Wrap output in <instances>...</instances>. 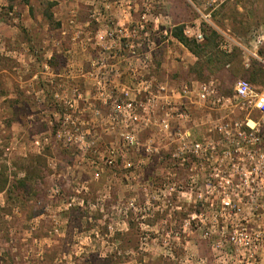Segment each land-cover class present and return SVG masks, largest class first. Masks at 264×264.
Wrapping results in <instances>:
<instances>
[{
	"label": "rangeland",
	"instance_id": "1",
	"mask_svg": "<svg viewBox=\"0 0 264 264\" xmlns=\"http://www.w3.org/2000/svg\"><path fill=\"white\" fill-rule=\"evenodd\" d=\"M63 1L0 0V264H203V260L205 264H236L232 258L234 248L227 241L236 231L231 224L249 220L247 199L240 203L230 197L232 205L242 208L235 214L232 210L221 211L219 197H199L207 185L214 190L218 184L203 180V176L213 174L212 166H204L194 181L188 171L172 169L171 139L156 129L141 132V145L129 152L127 158L136 165L135 170L125 171L119 161L99 181L92 180V171L85 162L75 161L74 148L63 147L53 137L41 154L34 150L33 139L48 130L41 114L56 108L50 80L57 78L61 87L57 93L73 97L72 89L59 82L61 77L51 65L52 58H43L44 47L56 51L66 44L72 45L67 41L68 31L75 33L69 27L72 23L65 25L67 29L61 27L58 18L52 19ZM73 1L76 3L71 9V20L89 13L88 21L92 24V15L104 3L112 10V3L117 0H110L111 4L109 0H100L95 11L92 8L97 5H91L93 0ZM128 1L133 3L128 7L132 8L134 21L141 19L146 9L151 10L149 27L159 33L155 46L171 43L164 36L165 31L172 33L180 27L184 35L188 32L187 38L194 40L199 29L204 35V42L199 44L204 49L201 58L197 57L195 72L199 74L207 68L211 75L205 80L217 81L225 96L233 95L240 79L250 82V75L254 80V85L250 82L252 87L264 90V0ZM95 17L97 23L96 19L104 15ZM58 30L61 31L57 33ZM25 48L36 66L42 63L35 81H43L48 89L33 92L19 85L17 92L10 86L14 51ZM20 59L24 61V54ZM228 65L229 69L214 75ZM45 66L49 68L45 70ZM30 71L26 74L21 70L16 76L23 81L35 72ZM63 74L75 75L68 69ZM24 90L31 99H26ZM80 90L84 101L86 92ZM36 92L46 99L41 104L35 99ZM88 114L83 112L82 117L94 118ZM205 114L203 122L198 119L192 127L199 141L219 144L215 159L223 157V149L231 148V140L215 129L217 125H228L232 135L236 121L245 124L248 119L260 120L255 111L231 114L207 110ZM32 116L34 120L30 119ZM224 118L227 119L222 122ZM96 136L102 150L119 143L117 133L111 137L99 133ZM149 141L161 149L158 154L147 155L145 145ZM204 207L208 209L203 219L207 224L217 223L214 228L200 227ZM219 241H223L221 252L215 251ZM215 253L229 258L213 261Z\"/></svg>",
	"mask_w": 264,
	"mask_h": 264
},
{
	"label": "built area",
	"instance_id": "2",
	"mask_svg": "<svg viewBox=\"0 0 264 264\" xmlns=\"http://www.w3.org/2000/svg\"><path fill=\"white\" fill-rule=\"evenodd\" d=\"M110 11V6L104 3L103 8L96 11L92 18L95 19L96 14L104 15ZM151 16V10L146 9L131 29L120 26L117 30H99L96 35L97 40L104 43L117 39L120 42L125 40L127 43L124 45L121 42V47L128 48L134 58L131 65L133 82L129 87L122 89L120 95L107 93V87L102 83L98 86L100 94L111 103L109 112L103 114L99 109H95L94 118L85 120L79 107V102L84 98L80 88L72 89L73 97H64L57 93V88L61 87L54 77L49 85L55 91L51 97L56 102V108L41 114V121L47 125L48 130L33 139V148L41 154L51 145L53 137L63 147L74 148L77 153L75 161L79 162L81 159L85 162L92 171V180L99 181L106 170L116 168L119 161L125 171L135 170L136 165L127 158L129 152L141 145V132L148 128L156 129L171 139L170 148L173 151L169 155V163L172 169L188 171L190 180L194 181L200 177L204 166H212L213 174L203 176V180L215 181L218 184L214 190L209 189L207 185L205 191L199 193V197H219L222 199L221 211L232 210L235 214L240 213L242 208L241 205H232L230 197L239 199L240 203L247 199L249 220L243 219L240 223L231 224L236 231L227 242L234 248L235 254L232 258H235L236 264H264V90L257 91L245 79L236 83L231 96L222 94L215 80L204 81L197 88L184 85L177 91L169 90L167 85L161 84L155 90L152 83L143 80L144 76L136 67L137 61L145 62L141 59V52L155 46L152 33L158 30L152 31L149 27L148 18ZM187 33L186 31L185 35ZM164 36L173 38L172 33L167 31ZM193 38L197 43L204 42V35L199 29ZM101 46L104 47L105 44ZM92 67L107 69L108 61L106 58L94 60ZM48 68L45 66V70ZM168 92L170 95H179L178 102L172 100L166 94ZM41 93L43 94L42 91ZM34 96L40 104L46 100L42 95L40 97L38 92ZM195 104L218 113L255 111L260 114V120L248 119L245 124L236 121L232 135L227 129L228 125H217L215 129L231 140V148L223 149V157L215 159V155L220 151L219 144L205 139L199 141L194 135L190 108ZM30 119L35 118L32 116ZM102 127L107 135L118 134L117 146L100 149L96 135L97 130ZM154 144L149 141L145 145L147 155L158 154L161 150ZM139 164L144 165L143 162ZM59 193L60 190L57 189L56 194ZM130 205L133 207L134 203ZM210 208L214 209L213 205ZM207 209L204 207L200 213V227L208 229L211 225V228H214L217 223L207 224L206 218L203 219ZM208 235L206 232L205 237ZM217 244L215 251L221 252L223 241ZM225 258L221 253L213 254V261L222 262ZM202 263L205 264L206 261L203 260Z\"/></svg>",
	"mask_w": 264,
	"mask_h": 264
},
{
	"label": "crops",
	"instance_id": "3",
	"mask_svg": "<svg viewBox=\"0 0 264 264\" xmlns=\"http://www.w3.org/2000/svg\"><path fill=\"white\" fill-rule=\"evenodd\" d=\"M64 1L59 4V11L52 16V19H54V17L58 18L57 21L62 22L61 27H66L65 25L68 22L72 23L69 27L71 30L74 28L76 34L68 31L69 35L67 36L68 43L72 45L66 44L65 48L56 51H51L49 47H44L45 49H43V51H45V55H43V58L49 60L52 58L51 65L55 72L58 73L57 75L61 77L59 82L63 83V86L66 85L70 91L74 87H79L82 91L84 90L86 92L85 100L80 101V106L82 108H80V111L82 113L84 112L86 115L89 112L93 118V111L99 109L103 114H107L111 108V103L100 94L98 86L102 83L106 85L107 93L120 95L122 89L129 87L133 82L131 65L134 58L130 55L128 48L125 46L121 47V42H124L123 44L125 45L127 43L126 41L120 42L119 39L116 41H106L105 46L102 47L96 35L99 30H117L120 26L131 29L134 26L133 24L140 19L138 21H134L133 19L135 16L134 13L131 12L132 8L128 7L133 4L132 2L121 0L119 3L117 0L112 3L114 8L109 13L104 14L103 18L96 20L97 23H95V19L92 21V24L88 21L89 13L86 17H81L80 14L79 16L76 15V19L71 20V13L73 12L71 9L74 8L76 2L73 0ZM91 5H97L95 8H92V10L95 11L96 8L101 5V1L93 0L91 1ZM118 5L120 7H117ZM60 7H64L62 8L63 12H61V15H59L61 11ZM69 27L67 26L66 28L68 29ZM151 29L155 31V29ZM77 30H80L78 34ZM60 31L58 30L57 33ZM152 35L153 39H155V44L158 43L159 41H157V38L159 37V33L153 32ZM170 41L173 43L172 46H170L171 43L169 45L162 43L141 52L143 54L141 59L145 62L137 61L136 67L140 69V72L144 76L143 80L152 83L155 90H157L158 85L165 84L169 87V90L177 91L184 85L197 88L200 83L207 81L205 79H208L210 74L207 68L199 71V74L195 72V65L197 64L198 58L176 38L173 37ZM27 53L26 48L19 52L14 51L15 57L14 60L12 59L14 64V77L10 80V86L12 85L17 92L20 87L19 85L25 87L26 91L30 88L29 90L33 92L41 89H48L46 83L43 81H35L37 79L38 66H41L42 63L40 65L38 63L36 66L30 59V56H27ZM22 54H24L25 57L24 61L20 59ZM100 58L107 59V69H95L92 67V62ZM23 64L24 69H22ZM230 67L231 65H228L222 71L214 75L219 76L221 72L226 71ZM67 69L75 73V75L68 77L63 74ZM21 70H24L26 74L30 73V70H34L36 73L32 72L30 75H26L25 80L22 81V78H17L16 76ZM78 71H82L83 73L77 75L76 73ZM249 80L254 85V80L251 75L249 76ZM24 94L26 99H31L27 97V92ZM166 94L172 100L178 102L179 95L175 93L174 95H170L169 92ZM16 96L15 94L13 97ZM107 104L109 106H107ZM207 110V108L201 105L195 104L191 106L190 113L194 123L197 122L196 120L198 119L202 123ZM103 128L104 127L98 129L97 133L104 134L105 137H111L112 135H107Z\"/></svg>",
	"mask_w": 264,
	"mask_h": 264
},
{
	"label": "trees",
	"instance_id": "4",
	"mask_svg": "<svg viewBox=\"0 0 264 264\" xmlns=\"http://www.w3.org/2000/svg\"><path fill=\"white\" fill-rule=\"evenodd\" d=\"M172 36L190 50L196 57L201 58V52L204 49L203 44L197 43L195 40L189 39L184 35L183 28H177L172 32Z\"/></svg>",
	"mask_w": 264,
	"mask_h": 264
}]
</instances>
